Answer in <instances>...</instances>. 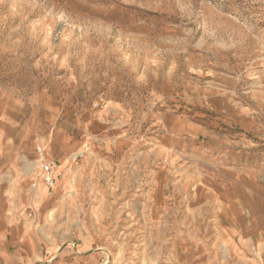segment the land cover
I'll return each instance as SVG.
<instances>
[{"label":"rangeland","instance_id":"374dc122","mask_svg":"<svg viewBox=\"0 0 264 264\" xmlns=\"http://www.w3.org/2000/svg\"><path fill=\"white\" fill-rule=\"evenodd\" d=\"M0 93L89 148L23 226L43 246L264 264V0H0Z\"/></svg>","mask_w":264,"mask_h":264},{"label":"crops","instance_id":"0c3cea01","mask_svg":"<svg viewBox=\"0 0 264 264\" xmlns=\"http://www.w3.org/2000/svg\"><path fill=\"white\" fill-rule=\"evenodd\" d=\"M79 130V125L63 120L57 106L43 103L26 108L0 93V264H100L101 256L90 254L85 244L43 246L24 228L31 221L37 226L65 186L59 178L50 189L39 178L36 146L45 148L48 159L58 161L63 175L70 156L85 143ZM71 179L73 186L76 181ZM26 180L30 186L37 182L39 190L31 193L30 186H21Z\"/></svg>","mask_w":264,"mask_h":264},{"label":"built area","instance_id":"2783aa9c","mask_svg":"<svg viewBox=\"0 0 264 264\" xmlns=\"http://www.w3.org/2000/svg\"><path fill=\"white\" fill-rule=\"evenodd\" d=\"M36 165L38 170L39 178L43 181V183L50 189H53L57 179L63 178V175L59 174V165L55 160L48 159L46 155L45 148L43 146L36 147ZM89 152V148L84 145L83 150L77 154L76 161L85 158L87 153ZM72 183H74V179H71ZM37 182H33L31 185V189L33 192L37 189Z\"/></svg>","mask_w":264,"mask_h":264},{"label":"bare ground","instance_id":"6f19581e","mask_svg":"<svg viewBox=\"0 0 264 264\" xmlns=\"http://www.w3.org/2000/svg\"><path fill=\"white\" fill-rule=\"evenodd\" d=\"M42 191V190H41ZM45 202V201H44Z\"/></svg>","mask_w":264,"mask_h":264}]
</instances>
